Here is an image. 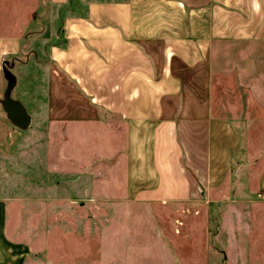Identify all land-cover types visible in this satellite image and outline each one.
Instances as JSON below:
<instances>
[{"label": "crops", "instance_id": "1", "mask_svg": "<svg viewBox=\"0 0 264 264\" xmlns=\"http://www.w3.org/2000/svg\"><path fill=\"white\" fill-rule=\"evenodd\" d=\"M28 33L32 123L59 125L68 144L73 129L79 145L81 131H112L118 141L90 160L114 163L126 203L204 205L242 189L264 204V156L251 174L246 120L216 83V69L237 66L261 99L247 105L254 123L264 113V0H41ZM11 132L0 111V146Z\"/></svg>", "mask_w": 264, "mask_h": 264}, {"label": "rangeland", "instance_id": "2", "mask_svg": "<svg viewBox=\"0 0 264 264\" xmlns=\"http://www.w3.org/2000/svg\"><path fill=\"white\" fill-rule=\"evenodd\" d=\"M40 6L41 0H0V97L7 83L2 62L19 55L24 61L13 69L20 74L13 96L26 106L31 79L23 68L33 52L28 27ZM236 69L225 62L216 83L230 115L246 120L252 174L263 164L264 113L254 123L247 105L261 99L246 94ZM39 88H46L45 78ZM0 111L5 115L1 105ZM10 129L0 146L1 264H264V204L255 205L244 190L211 205L126 203L122 179L111 177L114 163L90 160L118 141L112 131L92 129L85 140L81 131L79 145L76 129L68 144L65 131L44 117L26 130L12 123ZM78 149L83 161H72Z\"/></svg>", "mask_w": 264, "mask_h": 264}, {"label": "water", "instance_id": "3", "mask_svg": "<svg viewBox=\"0 0 264 264\" xmlns=\"http://www.w3.org/2000/svg\"><path fill=\"white\" fill-rule=\"evenodd\" d=\"M23 61L21 56L16 55L11 59H4L2 62V70L7 83L0 97V105L10 123L17 128L26 130L32 124V115L27 106L19 98L13 96V91L18 82L13 69L17 62Z\"/></svg>", "mask_w": 264, "mask_h": 264}]
</instances>
